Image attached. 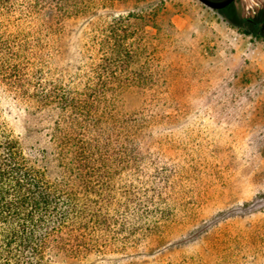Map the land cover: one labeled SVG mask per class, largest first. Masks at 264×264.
Instances as JSON below:
<instances>
[{
	"label": "rangeland",
	"instance_id": "obj_1",
	"mask_svg": "<svg viewBox=\"0 0 264 264\" xmlns=\"http://www.w3.org/2000/svg\"><path fill=\"white\" fill-rule=\"evenodd\" d=\"M233 6L240 25L231 8L199 0H116L44 41L36 14L15 3L7 30L21 35V75L0 74V108L22 148L51 150L57 114L38 96L78 95L110 57L104 28L120 16L121 60L101 69L94 103L109 118L89 136L105 155L136 159L127 181H168L173 215L160 236L78 264H264V0Z\"/></svg>",
	"mask_w": 264,
	"mask_h": 264
},
{
	"label": "trees",
	"instance_id": "obj_2",
	"mask_svg": "<svg viewBox=\"0 0 264 264\" xmlns=\"http://www.w3.org/2000/svg\"><path fill=\"white\" fill-rule=\"evenodd\" d=\"M17 1L0 0V22L5 25L0 26L2 81H19L21 75V35L7 30ZM115 1L24 3L36 14L38 31L45 32L46 41L66 20ZM233 2L219 10L231 8L229 22L240 25L243 19ZM124 19L118 16L105 24L108 39L104 41L110 45V57H101L95 67L98 75L88 78L78 95L57 89L38 96V109L53 107L57 114L48 134L50 151L27 153L0 108V264H56L60 260L78 264L122 254L160 236L170 222L173 208L166 203L168 181L162 176L144 185L127 181L125 173L135 169L136 159L105 155L96 137L89 136L97 131L99 120L109 118L105 112L98 114L94 103L101 97L99 87H104L101 69L121 60L119 31ZM14 27L18 31L20 25ZM8 47L11 51H6Z\"/></svg>",
	"mask_w": 264,
	"mask_h": 264
},
{
	"label": "water",
	"instance_id": "obj_3",
	"mask_svg": "<svg viewBox=\"0 0 264 264\" xmlns=\"http://www.w3.org/2000/svg\"><path fill=\"white\" fill-rule=\"evenodd\" d=\"M199 1L212 9H221L232 3L234 0H199ZM262 30L264 36V25L262 26Z\"/></svg>",
	"mask_w": 264,
	"mask_h": 264
},
{
	"label": "flooded vegetation",
	"instance_id": "obj_4",
	"mask_svg": "<svg viewBox=\"0 0 264 264\" xmlns=\"http://www.w3.org/2000/svg\"><path fill=\"white\" fill-rule=\"evenodd\" d=\"M254 24L256 25V23H254ZM262 26H263V25H261V27H260L261 29H262Z\"/></svg>",
	"mask_w": 264,
	"mask_h": 264
}]
</instances>
